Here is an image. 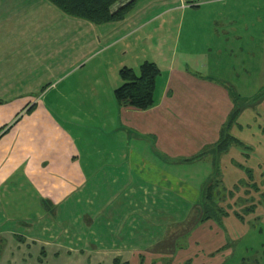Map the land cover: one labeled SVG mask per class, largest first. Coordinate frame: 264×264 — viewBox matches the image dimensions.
Wrapping results in <instances>:
<instances>
[{
    "label": "crops",
    "instance_id": "obj_1",
    "mask_svg": "<svg viewBox=\"0 0 264 264\" xmlns=\"http://www.w3.org/2000/svg\"><path fill=\"white\" fill-rule=\"evenodd\" d=\"M178 10L177 41L194 48L186 61L202 71L175 67L167 57L146 110L120 105L114 90L122 80L101 74L74 84L69 109L57 107L67 110V123L77 131L57 119L44 96L58 84L46 92L43 80L63 78L99 47L165 38L162 25H150L155 16ZM262 89L264 0H135L121 20L101 24L66 15L47 0H0V264H59L60 254L149 253L140 244L154 241V224L163 227L172 202L185 206L188 192L200 196L213 169L217 176L209 179L225 193L221 202L244 207L243 214L226 211L223 229L226 218L232 228L264 220L251 215L256 206L264 213V96L253 100ZM232 92L249 102L229 129L237 142L218 153ZM204 107L209 112L199 113ZM118 133L117 145L109 140ZM94 135L102 138L98 146L91 144ZM187 163L206 164L193 173L201 175L194 188L188 169L181 170ZM203 173L211 175L203 179ZM60 219L74 249L67 240L60 246L52 225Z\"/></svg>",
    "mask_w": 264,
    "mask_h": 264
},
{
    "label": "rangeland",
    "instance_id": "obj_2",
    "mask_svg": "<svg viewBox=\"0 0 264 264\" xmlns=\"http://www.w3.org/2000/svg\"><path fill=\"white\" fill-rule=\"evenodd\" d=\"M171 5H173V1L171 2ZM179 12L180 10L172 11L168 14H165L163 17H154V20L155 18L156 20L151 23L150 28H153L155 25H162V31H166L165 38L161 34L159 39L156 37L158 35L157 34L155 37L150 38L149 41L141 42L135 40L133 37V39L128 40V42L131 43L128 46H126V42H123V44L113 46L108 49L99 47L96 53L92 52L93 54L89 55L88 57L86 56L87 58L85 60L81 62L78 61V64L75 66V68H70L68 70L69 72L66 73L63 78H59V80L52 79L48 82H45L46 79L43 80L42 87H44L43 90L46 89V92H50L48 89L53 85L58 84V88L54 92L48 93L46 96H44L46 105L53 109L57 119H60L59 121L75 132L77 131L78 127L75 125L71 126L67 123V116L65 114L67 113V110L60 112L57 107L63 106L69 109L75 98L73 86L76 83L79 86L83 85L84 82H88L90 79L98 77L101 74H107L110 81H114V77L119 80L118 71L121 67H129L132 68L136 73H139V67L143 61H156V63L159 65L158 68H161L162 70L164 65H166L167 57H173L175 60V67L186 65L184 67L191 68L196 72L202 71L199 68H196V66L192 63L186 61L189 55L192 56L191 52H194L192 51L194 48L182 47V44L177 41L178 31L175 25ZM201 18H203V15ZM189 21L190 20H188V22ZM123 47L126 48L124 50H120ZM197 49L204 51L205 48L200 47ZM213 70H216V68ZM162 76L163 74L160 77L161 81H163ZM159 82L160 81H158L157 86V96L159 91H161ZM207 112H209V109L205 107L199 110V113L201 114H207ZM205 126L206 123L204 124L203 128H205ZM89 138L94 140V142L91 141V144H96L95 146H98L99 141L102 139L101 137L95 135L89 136ZM111 138H114V140L117 142V145L120 144L121 137L119 133L110 137L109 141L113 142V139ZM83 146L85 150H87V147L90 145L86 143L83 144L82 147ZM229 155L231 156L232 154ZM179 167V165H172V169H179ZM205 169L206 164L204 163H198V165L195 166L192 163L181 165V170L187 171V180L189 185L191 184L190 186L193 188L198 186V184L201 182V175H194L193 173H200L201 171L204 172ZM213 171L214 173L212 175L209 174L211 176L206 175L207 173H203V179L205 176L209 177L208 179L206 177V181H202L203 190L200 191V196L198 195L196 198L193 191L188 192L187 198L185 200V206H183V203H181V205H179L180 207H177V205H173L174 203L172 202L169 208L171 211L170 215L169 217L164 218L165 222L163 227H161L158 222L154 224V241H152L150 245L147 243L144 245L140 244L145 248L147 247L148 250L150 249L151 252L149 251V253L144 252L142 254L138 253L135 255L127 254L117 256L120 257V259L114 255L60 254L58 260L59 264H113L115 263L116 258L119 259L118 264L126 263V258L130 260L129 264H264V220L256 221L259 218H255L248 226L238 225L240 229H238L239 227L237 225H234V228H232V224H230L231 219L229 218L223 220L224 229L222 225H218L213 220H205V222L202 221L204 216L203 212L205 210L203 203H206L204 201V195L206 193L208 194V192L211 194L214 193L215 196H221L222 194H225L224 192L221 193L220 191H215V187H211L212 185L210 183V179H213L217 176L214 169ZM228 181H230V176L226 174L225 182L228 183ZM239 194L242 195V191ZM252 194H255L254 191H252ZM257 196L258 195H256V197ZM257 200H259L258 197ZM257 203V205L261 206L259 201H257ZM217 204L229 213L237 210L243 214V206H229L228 200L225 202L218 201ZM249 205L250 204H246V206ZM26 209L27 211L29 210V208ZM261 211L262 210L256 206L254 208V212L251 213V215L254 217L255 214L259 213L261 217H264V213ZM44 216L48 221H51L50 215L47 213V211L44 212ZM223 216L224 215H222V217ZM156 218L158 220L162 219L160 216H156ZM60 220L52 221L53 223L51 222L52 225L56 226L60 231L58 235L62 241V243L60 242V246H63L68 241L67 246L71 245L70 247L74 249L75 240H73L71 236L65 237V228L61 227L65 226L66 222ZM50 225H48V227ZM12 227L15 231H19L21 229L20 225H17L16 223L12 224ZM225 231H227L228 238L224 235ZM146 241L147 240H145V242ZM31 244L33 245V241H31ZM186 248L188 251L185 250ZM76 249L80 250V248ZM219 249L220 251H218ZM48 259H50L49 256Z\"/></svg>",
    "mask_w": 264,
    "mask_h": 264
},
{
    "label": "trees",
    "instance_id": "obj_3",
    "mask_svg": "<svg viewBox=\"0 0 264 264\" xmlns=\"http://www.w3.org/2000/svg\"><path fill=\"white\" fill-rule=\"evenodd\" d=\"M66 15L81 18L94 24H101L121 20L133 7L135 0H47ZM160 74V69L154 62L143 61L139 67V73L132 68L122 67L119 70V77L122 84L115 88L114 97L120 105L131 106L138 110H146L154 104L155 81ZM233 109L227 123L220 131V141L215 146V151L221 153L237 140L229 133V129L235 121L242 108L249 102L240 98L232 92ZM264 96V89L260 90L253 100ZM213 187V186H211ZM209 188V187H208ZM222 195H204V212L202 221L213 220L221 225L222 215L226 211L217 202L221 201ZM216 198V199H215ZM223 198V197H222ZM221 215V216H220ZM222 249V248H220ZM220 249L218 251H220ZM119 259H115V264ZM123 264H129L128 262Z\"/></svg>",
    "mask_w": 264,
    "mask_h": 264
}]
</instances>
